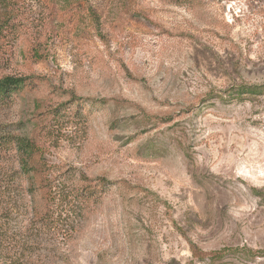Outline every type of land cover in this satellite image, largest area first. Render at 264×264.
Segmentation results:
<instances>
[{
    "label": "rangeland",
    "instance_id": "rangeland-1",
    "mask_svg": "<svg viewBox=\"0 0 264 264\" xmlns=\"http://www.w3.org/2000/svg\"><path fill=\"white\" fill-rule=\"evenodd\" d=\"M29 5L0 40V78L31 81L0 130L41 143L59 189L42 223L1 188L0 264H264V96H228L264 85V0Z\"/></svg>",
    "mask_w": 264,
    "mask_h": 264
},
{
    "label": "trees",
    "instance_id": "trees-1",
    "mask_svg": "<svg viewBox=\"0 0 264 264\" xmlns=\"http://www.w3.org/2000/svg\"><path fill=\"white\" fill-rule=\"evenodd\" d=\"M30 0H0V40L7 35H18L30 27V18L33 15ZM31 86L29 78L1 77L0 78V109L11 105L22 91ZM229 98L239 101L250 100L264 96V85L242 84L230 90ZM76 100V99H73ZM14 131V130H13ZM44 147L33 139L18 134L0 130V158L8 156L13 162L10 172L0 183L4 192L26 194L32 203L33 216L38 221H50L48 216L57 198L59 189L55 167L47 163L44 157ZM15 165V167H14ZM98 184L90 183L87 179L77 193L87 198H95L108 188V183L97 180ZM3 200V196L1 197ZM192 254L201 258L215 256L217 253H202L191 246Z\"/></svg>",
    "mask_w": 264,
    "mask_h": 264
}]
</instances>
